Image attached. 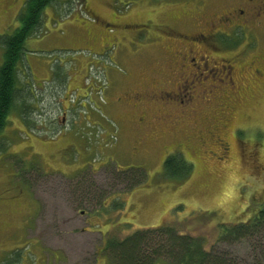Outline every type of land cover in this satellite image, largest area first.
<instances>
[{
  "label": "rangeland",
  "instance_id": "rangeland-1",
  "mask_svg": "<svg viewBox=\"0 0 264 264\" xmlns=\"http://www.w3.org/2000/svg\"><path fill=\"white\" fill-rule=\"evenodd\" d=\"M25 2L0 0V36L20 25ZM218 3L55 0L44 10L0 133V264H112L109 234L169 224L210 249L221 224L264 207V25L245 56L242 34L233 35L242 44L224 51L232 74L212 70L181 94L165 91L170 71L179 74L172 48L183 45V62L193 45L181 34H196L190 15ZM254 54L262 74L251 69ZM3 56L0 42V66ZM175 153L192 163L185 181L162 175ZM119 167L145 169L148 182L128 188L115 178ZM218 245L237 256L257 242Z\"/></svg>",
  "mask_w": 264,
  "mask_h": 264
},
{
  "label": "trees",
  "instance_id": "trees-1",
  "mask_svg": "<svg viewBox=\"0 0 264 264\" xmlns=\"http://www.w3.org/2000/svg\"><path fill=\"white\" fill-rule=\"evenodd\" d=\"M54 2L55 0H26L19 15L20 25L11 34L0 36L4 47L0 66V133L5 129L17 94L19 96L20 93L18 75L20 65L24 62L26 42L42 28L44 10ZM55 74L60 75L57 72ZM191 164L180 154H170L164 162L162 175L185 181L192 172ZM114 174L116 179L131 189L148 182L146 170L140 167H119ZM88 185L94 188L93 184ZM157 235L160 237L156 239ZM156 240L157 247L154 245ZM242 241L248 244L256 241L257 245L237 256L218 245ZM205 242V237L183 234L175 224H169L139 229L123 238L111 233L106 238L105 248L112 264H157L163 257L167 264H264V207L247 221L221 224L219 235L210 249L206 248Z\"/></svg>",
  "mask_w": 264,
  "mask_h": 264
},
{
  "label": "flooded vegetation",
  "instance_id": "flooded-vegetation-1",
  "mask_svg": "<svg viewBox=\"0 0 264 264\" xmlns=\"http://www.w3.org/2000/svg\"><path fill=\"white\" fill-rule=\"evenodd\" d=\"M218 4L220 6L217 7V10L207 16L204 14L203 8L200 7L195 9L196 13L190 15V18L193 19L191 24H195V26H191L197 31L194 32L196 34L192 37L188 34L181 33L184 34L185 39H191L188 42L193 44L187 47L189 48V52L186 53L183 62L180 59L182 52L177 49L178 47H183V45H176V47L172 48L174 51L169 53L172 59H176L175 64H179V66L182 65L181 67H176V71L179 73L178 77H176L175 74L172 75L171 71L168 75L171 77L168 84L170 90L165 91L169 95L181 94L183 92V83L195 82L198 76L210 74L212 70L216 71L211 75H215L216 72L220 75H223V72L226 74L230 72L232 74L233 70H235L232 64L233 59L227 54L224 55V51L242 44L240 37H237V42L233 41V35L242 34L245 44L241 49L243 56L251 53L250 51L253 50L251 47L255 48L257 44L256 41L258 40L256 37V29L264 25V0H219ZM187 16H189V13ZM198 20H200L201 24H198ZM200 25L206 30V34L198 32ZM152 38H155L153 39V41H155L160 37L155 36ZM165 42L169 43V45L174 43V41H172V43L170 41ZM194 46L200 49L203 48L208 53L212 50L213 54L208 55L202 52H196ZM211 59L213 64H210ZM261 61V56H257V54L252 56L250 62L252 63L251 69L256 74H262L263 72V69L259 67ZM210 65L212 67H210ZM168 68L165 69L164 72L167 73ZM203 79L202 77V79L200 78L198 81ZM164 81L165 79L163 78L161 80L162 84H165Z\"/></svg>",
  "mask_w": 264,
  "mask_h": 264
},
{
  "label": "crops",
  "instance_id": "crops-1",
  "mask_svg": "<svg viewBox=\"0 0 264 264\" xmlns=\"http://www.w3.org/2000/svg\"><path fill=\"white\" fill-rule=\"evenodd\" d=\"M61 24H62V23L60 22V26H61ZM57 31H58V32H60V31L62 32L63 30L59 28ZM59 34H60V33H59ZM54 38H55V37H54ZM71 141H72V142H75V140H71ZM72 142H71V143H72ZM76 142H77V141H76ZM76 146H77V145H76Z\"/></svg>",
  "mask_w": 264,
  "mask_h": 264
}]
</instances>
